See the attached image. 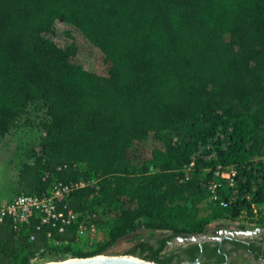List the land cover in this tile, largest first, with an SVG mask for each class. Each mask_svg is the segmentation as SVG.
I'll use <instances>...</instances> for the list:
<instances>
[{"label":"trees","instance_id":"16d2710c","mask_svg":"<svg viewBox=\"0 0 264 264\" xmlns=\"http://www.w3.org/2000/svg\"><path fill=\"white\" fill-rule=\"evenodd\" d=\"M56 21L103 52L105 80L26 41ZM39 106L43 137L21 164L18 193L47 191L46 173L96 178L98 188L75 191L72 207L119 212L89 250L73 227L37 228L33 219L17 232L6 220L0 264L57 251L96 256L141 230L169 233L138 240L130 254L174 264L187 249L192 260L198 244L164 251L175 237L204 233L211 218L264 207V0H0V140ZM136 132L168 147H134ZM194 155L190 178L181 180ZM218 166L236 169L234 187L220 188L226 206L210 200L205 183ZM239 244L237 252L247 251Z\"/></svg>","mask_w":264,"mask_h":264},{"label":"rangeland","instance_id":"374dc122","mask_svg":"<svg viewBox=\"0 0 264 264\" xmlns=\"http://www.w3.org/2000/svg\"><path fill=\"white\" fill-rule=\"evenodd\" d=\"M26 41L31 44H40L53 50L65 59L82 65L83 67L96 72L101 80H105L109 74L110 64L103 52L94 46L76 27L73 25L56 21L51 28L40 32H28ZM25 119L13 129V131L0 140V203H5L18 194L19 171L21 164L28 159L30 150L38 144L43 137V129L40 121L45 117V109L31 107ZM168 147L164 140H155L145 137L140 132L134 133V147ZM264 207L258 205L247 208L243 211L225 214L221 217L211 218L205 229V234L220 237L223 232L239 231L243 229H254L260 227L258 218L262 217L261 211ZM227 232V233H228ZM168 231L141 230L131 234L100 255L121 256L128 255L142 258L136 254H130L129 250L138 240H155L168 234ZM239 238L255 241H264V233L256 236H239ZM106 238V235L103 239ZM206 241L204 244H210ZM198 244V243H194ZM89 250L91 246H82ZM187 246L178 241L172 240L164 252H174ZM74 258L70 253L60 251L38 254L32 259L31 264H43L49 261L65 260ZM228 264H264L262 260H256L248 253L238 251L229 257Z\"/></svg>","mask_w":264,"mask_h":264},{"label":"built area","instance_id":"2783aa9c","mask_svg":"<svg viewBox=\"0 0 264 264\" xmlns=\"http://www.w3.org/2000/svg\"><path fill=\"white\" fill-rule=\"evenodd\" d=\"M210 156L215 157V152ZM195 157L196 155L192 157L190 163L184 166V177L181 180L190 178ZM66 166V164L60 166L59 169ZM73 166L77 167L79 164L74 163ZM214 173L215 176L205 182L210 192V200L219 201L221 205L226 206L227 201L221 198L220 188L223 182L234 187L236 169L233 166L225 168L218 166ZM51 177H53L52 183L47 191L41 194L18 193L9 201L0 203V223L9 220L13 228L20 232L24 225L36 219L38 220L37 228L48 224L59 232H64L73 227L75 242L81 246H92L95 242L103 240L106 235L105 220L115 216L119 209L116 207L109 208L105 213L101 210L77 211L71 205V198L75 191L86 186L98 188V179L63 181L49 173L44 175V179ZM47 236L54 243H62L53 239L52 231H49ZM34 237V234L31 235V239Z\"/></svg>","mask_w":264,"mask_h":264},{"label":"water","instance_id":"95a60500","mask_svg":"<svg viewBox=\"0 0 264 264\" xmlns=\"http://www.w3.org/2000/svg\"><path fill=\"white\" fill-rule=\"evenodd\" d=\"M228 232V231H227ZM226 231L223 232L222 236L216 237L211 236L205 233L201 234H192L189 236H178L177 240L182 242L183 245L188 246L190 244L198 243L200 247H203L206 241H219L222 242L223 236L228 234ZM235 234L238 236H256L258 234L264 233V227H256L254 229H243L239 231H234ZM172 245V241L169 243ZM229 256L226 257V260L223 263L219 264H228ZM43 264H162L157 263L152 260H147L144 258H137L128 255H121V256H106V255H96L90 257H74L65 260H58V261H49ZM185 264H201L200 260H196L194 262H186ZM214 264V263H211Z\"/></svg>","mask_w":264,"mask_h":264},{"label":"flooded vegetation","instance_id":"af4514ba","mask_svg":"<svg viewBox=\"0 0 264 264\" xmlns=\"http://www.w3.org/2000/svg\"><path fill=\"white\" fill-rule=\"evenodd\" d=\"M239 243H241V245H244V249L247 251H238L246 252L253 258H256L258 256L260 260H264V241L242 239L239 238L233 231V233L229 232L228 234L224 235L222 242H219L218 240L211 241L209 245L205 244L203 245V247L199 246L200 250L198 252V255L192 260H189L190 257H188L189 252L187 249L185 251H182L180 253V257H182L183 260H180V258L178 257L173 260V263L185 264L186 262H194L198 259L200 260L201 264H219L220 255H225L227 257L228 252H231L232 254L236 253V248L240 247Z\"/></svg>","mask_w":264,"mask_h":264}]
</instances>
